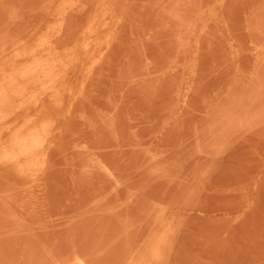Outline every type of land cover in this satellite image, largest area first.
<instances>
[{"label":"rangeland","instance_id":"rangeland-1","mask_svg":"<svg viewBox=\"0 0 264 264\" xmlns=\"http://www.w3.org/2000/svg\"><path fill=\"white\" fill-rule=\"evenodd\" d=\"M41 43L70 92L0 162V264H264V0H0V75Z\"/></svg>","mask_w":264,"mask_h":264},{"label":"bare ground","instance_id":"bare-ground-1","mask_svg":"<svg viewBox=\"0 0 264 264\" xmlns=\"http://www.w3.org/2000/svg\"><path fill=\"white\" fill-rule=\"evenodd\" d=\"M102 18L104 20L103 22L97 23V25H94L89 29L87 42L83 44V49L87 50L91 46L97 45V41H99L96 38L97 35L100 31L107 30L110 15L104 14ZM105 36H107V34ZM25 48L21 49V51L19 48L18 53H15V55L17 59H20L19 61L23 58L28 59V61L29 59H32L29 64L25 60L27 65L21 62V64L23 63L25 65L22 68L19 67V69H17L13 68L14 63H11L12 71L6 73L2 72L3 76L0 75L2 76L0 78V162L4 164H17L18 166L16 165L15 167H19L22 172L30 171L31 167L34 166L36 161L42 156V152L47 144L49 128H51L52 124V120L48 118V115H50L49 112L51 109L55 108L53 107L54 105L59 108V106L63 104L61 101L63 100L61 99L62 92L67 91V94L70 92L68 84L65 86V83L68 81L66 82L63 78L64 76L59 75L60 71H65V68L64 70L58 69L61 66L67 65H65L64 58H62L59 53L53 51L54 49H52V46L48 43H41L35 45V47L30 50ZM15 55L13 56L15 57ZM13 60L14 59H12V62ZM16 61L15 64H17ZM57 69L60 71L57 72ZM9 70H11L10 66ZM60 74L62 75V73ZM64 75L67 76L66 73ZM83 85L85 86V83ZM30 86L37 87L40 92L37 93L35 91L36 93H33L34 91H29L31 89ZM81 95H74V93L73 95L71 94V96L78 97V99ZM43 96H46L47 99L42 98ZM75 99L70 103H74ZM47 100L53 101L52 103L54 105L52 108L47 107V105H49L47 104ZM14 101L17 102L16 105L11 106ZM69 109H71V107H69ZM53 111L51 110L50 116L53 115ZM68 113H70V111H68ZM19 115H21V117L23 115V117L21 118ZM18 116L19 119H22L20 123L14 127H10L9 125L12 124L10 119L14 117L18 119ZM17 119L16 121H18ZM8 121H10V123H8ZM6 133L8 134V137H4V134ZM2 163L0 166H3ZM154 249L155 250L152 252V258L157 257L160 253L158 246ZM82 260L79 258L78 263L85 264L86 262Z\"/></svg>","mask_w":264,"mask_h":264}]
</instances>
